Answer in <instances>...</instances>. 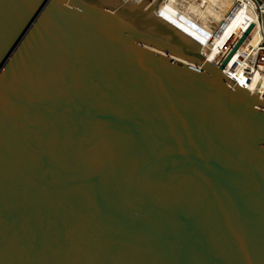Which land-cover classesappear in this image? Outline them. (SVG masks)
Instances as JSON below:
<instances>
[{
  "label": "water",
  "instance_id": "obj_1",
  "mask_svg": "<svg viewBox=\"0 0 264 264\" xmlns=\"http://www.w3.org/2000/svg\"><path fill=\"white\" fill-rule=\"evenodd\" d=\"M149 1L0 0V264H264L259 84Z\"/></svg>",
  "mask_w": 264,
  "mask_h": 264
},
{
  "label": "built area",
  "instance_id": "obj_2",
  "mask_svg": "<svg viewBox=\"0 0 264 264\" xmlns=\"http://www.w3.org/2000/svg\"><path fill=\"white\" fill-rule=\"evenodd\" d=\"M217 1L215 8L221 18L215 22H205L208 23L206 28L189 26L182 16L179 18L192 34L179 26L176 27L201 44L200 53L204 58L220 67L228 77L234 75L233 79L236 82L245 85L254 93L256 87L251 86L254 76L253 67L264 65V0ZM241 13L246 14L250 20L245 27L238 22ZM158 14L162 15L161 12ZM225 36V41L217 49V43L213 41ZM226 46L228 48L224 51ZM213 49L216 50L217 56L210 58L207 52ZM250 54L255 57L251 59ZM237 74H240V77L244 76L246 80L242 83L239 76H236ZM258 84L256 93H260V96L264 98V90L261 89V85H264V77H261Z\"/></svg>",
  "mask_w": 264,
  "mask_h": 264
},
{
  "label": "bare ground",
  "instance_id": "obj_3",
  "mask_svg": "<svg viewBox=\"0 0 264 264\" xmlns=\"http://www.w3.org/2000/svg\"><path fill=\"white\" fill-rule=\"evenodd\" d=\"M156 0H151L150 5H153V3ZM193 1L194 3L198 4L195 9H193L187 2ZM148 2V3H149ZM217 0H163L162 3L158 6V13H162L161 17L164 18L166 21L168 20L173 26H179L181 29L188 31L190 34L191 31L183 24L179 16H182L185 18L188 22L189 26L194 25L198 28H206L205 23V14L211 13L213 15V18L211 19V22H215L217 19L221 18V16L217 13L215 4H217ZM200 4L204 5V10L199 6ZM238 22L242 24V26H247L250 22L249 18L246 14L241 13ZM226 36L221 39H215L213 42L217 43V49L219 48V45L223 44L225 41ZM205 45V49H206ZM224 48V47H223ZM228 48L226 46L224 48V51ZM223 51V52H224ZM222 52V54H223ZM240 52V51H239ZM238 52V53H239ZM208 55L210 58H213L217 56L216 50H209ZM239 55V54H238ZM237 55V56H238ZM255 56L253 54H250V58H254ZM242 58V56L240 57ZM264 65L261 67H253V78L251 80V86L256 87L261 77H264ZM240 74H237L238 77ZM232 76V79L235 78L234 75ZM229 76V77H230ZM231 78V77H230ZM240 81L243 83L246 79L244 76L238 77ZM234 80V79H233ZM261 89L264 90V85H261Z\"/></svg>",
  "mask_w": 264,
  "mask_h": 264
},
{
  "label": "rangeland",
  "instance_id": "obj_4",
  "mask_svg": "<svg viewBox=\"0 0 264 264\" xmlns=\"http://www.w3.org/2000/svg\"><path fill=\"white\" fill-rule=\"evenodd\" d=\"M193 9L196 8V6H198V4L194 3L193 1H190V2H187ZM203 10H204V5L203 4H200L199 5ZM206 15L208 16L207 19H205L204 21L205 22H211V19L213 18V15L211 13H206ZM208 24V23H206Z\"/></svg>",
  "mask_w": 264,
  "mask_h": 264
},
{
  "label": "flooded vegetation",
  "instance_id": "obj_5",
  "mask_svg": "<svg viewBox=\"0 0 264 264\" xmlns=\"http://www.w3.org/2000/svg\"><path fill=\"white\" fill-rule=\"evenodd\" d=\"M208 18V16L205 14V19H207Z\"/></svg>",
  "mask_w": 264,
  "mask_h": 264
},
{
  "label": "crops",
  "instance_id": "obj_6",
  "mask_svg": "<svg viewBox=\"0 0 264 264\" xmlns=\"http://www.w3.org/2000/svg\"><path fill=\"white\" fill-rule=\"evenodd\" d=\"M207 27V26H206Z\"/></svg>",
  "mask_w": 264,
  "mask_h": 264
}]
</instances>
